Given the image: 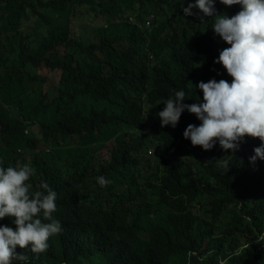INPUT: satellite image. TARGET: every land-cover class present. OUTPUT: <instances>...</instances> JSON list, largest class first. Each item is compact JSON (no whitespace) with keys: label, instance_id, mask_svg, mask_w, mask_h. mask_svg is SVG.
<instances>
[{"label":"trees","instance_id":"1","mask_svg":"<svg viewBox=\"0 0 264 264\" xmlns=\"http://www.w3.org/2000/svg\"><path fill=\"white\" fill-rule=\"evenodd\" d=\"M190 3L0 0V166L33 167L63 228L44 253L17 247L28 264H264V160H249L260 139L204 151L183 136L194 114L175 128L157 115L176 91L202 103L200 81L233 79L214 63L230 45L214 17L184 14Z\"/></svg>","mask_w":264,"mask_h":264},{"label":"clouds","instance_id":"2","mask_svg":"<svg viewBox=\"0 0 264 264\" xmlns=\"http://www.w3.org/2000/svg\"><path fill=\"white\" fill-rule=\"evenodd\" d=\"M215 3L216 0H195L183 12L194 15L192 9L198 8L203 16L214 17L215 34L230 45L220 51L214 63L223 66L232 82L214 78L200 81L196 87L203 93L202 103L186 104L183 101L188 94L176 91L163 101L164 108L157 115L161 127L175 128L185 110L194 114L201 123L189 124L183 136L204 151H210L218 142L223 150L234 153L244 137L259 138L261 144L249 158L255 164L257 159L264 160V0H220L225 6H241L231 17L219 13ZM154 15L150 11L142 14L141 26L149 28ZM128 20L134 22L132 17ZM152 151L148 148L147 154ZM229 164L223 161L222 166L228 171ZM34 175L35 169L27 163L0 166V220L9 217L15 225H0V264H28L29 257L18 253V246L34 254L44 253L49 248V238L63 231L53 215L57 211L56 191L46 182L32 191L29 181ZM96 180L101 187L111 183L104 176Z\"/></svg>","mask_w":264,"mask_h":264},{"label":"rangeland","instance_id":"3","mask_svg":"<svg viewBox=\"0 0 264 264\" xmlns=\"http://www.w3.org/2000/svg\"><path fill=\"white\" fill-rule=\"evenodd\" d=\"M154 207H155V208H162V207H164V206L159 204V205H154ZM180 208H181L180 206L177 207V209H180ZM174 211H176V210L174 209Z\"/></svg>","mask_w":264,"mask_h":264}]
</instances>
